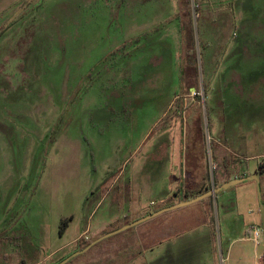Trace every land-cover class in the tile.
<instances>
[{
	"label": "rangeland",
	"instance_id": "obj_1",
	"mask_svg": "<svg viewBox=\"0 0 264 264\" xmlns=\"http://www.w3.org/2000/svg\"><path fill=\"white\" fill-rule=\"evenodd\" d=\"M260 161L264 0H0V264H55ZM202 201L66 264H164L148 246Z\"/></svg>",
	"mask_w": 264,
	"mask_h": 264
},
{
	"label": "crops",
	"instance_id": "obj_2",
	"mask_svg": "<svg viewBox=\"0 0 264 264\" xmlns=\"http://www.w3.org/2000/svg\"><path fill=\"white\" fill-rule=\"evenodd\" d=\"M261 162H258L255 172L261 168ZM250 174L251 172H245L241 175H234L230 179ZM230 179H226L223 183ZM262 180L261 178V182ZM235 186L209 196L203 199L204 201L201 200L202 203L207 202L210 206L208 209L205 205L202 211H198L201 217L199 222L186 225L184 217H191L187 215L178 222L167 224L165 229L168 233L160 239L153 240L147 249L154 251L158 244L166 245L168 248L164 264H264L263 240L257 242L251 238L253 227L260 226L257 184L255 181H250L240 187ZM184 191H186L184 187L179 189L177 202L181 200ZM262 195L264 199V189ZM218 196H221L222 235L225 244L219 254L216 249L217 238L214 221V205ZM187 206L184 208H190ZM151 209L147 212L152 211ZM236 217L238 221L235 220Z\"/></svg>",
	"mask_w": 264,
	"mask_h": 264
},
{
	"label": "water",
	"instance_id": "obj_3",
	"mask_svg": "<svg viewBox=\"0 0 264 264\" xmlns=\"http://www.w3.org/2000/svg\"><path fill=\"white\" fill-rule=\"evenodd\" d=\"M264 176V169L259 168L256 172H254L253 174L247 175V176H243V177H236L234 179H230L228 181H226L225 183L214 187L212 189H209L203 193H200L199 195H196L194 197H191L189 199H181L180 201H178L177 203H174L172 205L163 207L157 211H154L150 214H147L146 216L142 217L141 219L129 223L125 226H123L122 228H119L113 232L107 233L101 237H98L97 239H95L94 241H92L91 243H89L86 247H84L83 249H79L73 253H71L70 255H68L67 257H65L64 259H62L59 263L57 264H66L67 262H69L70 260H72L75 256L89 250L93 245H95L97 242L101 241L102 239L111 236L113 234H116L118 232H121L129 227H132L138 223H141L143 221H146L148 219L154 218L160 214H163L164 212L167 211H171V210H175L190 204H194L196 202H199L209 196L215 195L216 193L226 190L229 187L235 186L237 184L243 183V182H250V181H255L257 184V195H258V211L260 214V227L262 229V237H263V243H264V202H263V195H262V191L260 189V182H261V178Z\"/></svg>",
	"mask_w": 264,
	"mask_h": 264
},
{
	"label": "trees",
	"instance_id": "obj_4",
	"mask_svg": "<svg viewBox=\"0 0 264 264\" xmlns=\"http://www.w3.org/2000/svg\"><path fill=\"white\" fill-rule=\"evenodd\" d=\"M260 167H261V169H264V163H261L260 164ZM207 190H209V188H206L205 190H200V191H198V192H194V193H191V192H189V191H184V194H183V196L181 197V199L183 198V199H189V198H191V197H194V196H196V195H199L200 193H203V192H205V191H207ZM263 202H264V199H263ZM172 204H174V202H171V203H169V204H166L165 206H162V207H155V208H153L152 209V211H149V212H147V214H150V213H152V212H154V211H157V210H159V209H161V208H163V207H166V206H169V205H172ZM146 214V215H147ZM88 245V244H87ZM84 248V247H83ZM83 248H81L80 246H78L75 250H73L71 253H73V252H75V251H77V250H79V249H83ZM70 253V254H71ZM69 254V255H70ZM68 256V255H67ZM67 256H65V257H67ZM65 257H63L62 259H64ZM61 259V260H62ZM61 260H59L58 262H56L55 264H57V263H59Z\"/></svg>",
	"mask_w": 264,
	"mask_h": 264
},
{
	"label": "built area",
	"instance_id": "obj_5",
	"mask_svg": "<svg viewBox=\"0 0 264 264\" xmlns=\"http://www.w3.org/2000/svg\"><path fill=\"white\" fill-rule=\"evenodd\" d=\"M152 204L154 203L152 202ZM251 238H253L257 242H260L261 240H263L262 229L260 226L253 227Z\"/></svg>",
	"mask_w": 264,
	"mask_h": 264
}]
</instances>
